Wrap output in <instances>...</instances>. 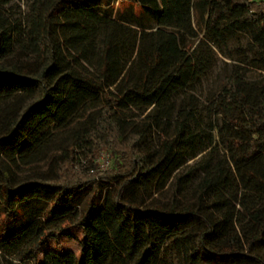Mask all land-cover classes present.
I'll use <instances>...</instances> for the list:
<instances>
[{"label": "trees", "instance_id": "trees-1", "mask_svg": "<svg viewBox=\"0 0 264 264\" xmlns=\"http://www.w3.org/2000/svg\"><path fill=\"white\" fill-rule=\"evenodd\" d=\"M114 1L26 0L17 15L0 0V257L264 264V0ZM242 38L251 53L235 56ZM56 150L44 174L15 171ZM167 185L172 200L153 196ZM72 228L77 254L42 253Z\"/></svg>", "mask_w": 264, "mask_h": 264}, {"label": "rangeland", "instance_id": "rangeland-1", "mask_svg": "<svg viewBox=\"0 0 264 264\" xmlns=\"http://www.w3.org/2000/svg\"><path fill=\"white\" fill-rule=\"evenodd\" d=\"M13 10L14 12L19 15L20 13L24 12L26 9V0H13ZM120 7L121 9L126 8V2H120V0H115L114 1V7ZM138 10V9H137ZM136 10V11H137ZM232 47V52L236 56L239 54H246L250 55L251 52L247 50V39L242 38L240 41L237 43L231 44ZM229 60L226 58L221 57L220 61L218 63V66L215 69V73L211 75L208 78V81H206L207 88L206 89H215L220 86L221 84V78L222 74L228 71L227 65L224 64V62H228ZM247 77L248 79H255L259 77V72L255 69H249L247 72ZM136 113V116L133 118L137 122H142L145 120V113L146 112H140L138 110H131ZM55 131V130H53ZM54 135L53 138L56 139V144L57 145H62L66 146L69 148L71 140H68L66 132H57ZM226 137L229 136V133H225ZM159 145L157 139H156V134L153 132L151 135L148 137L147 142L145 146L149 148H157ZM62 150H56L52 151L45 160L38 161L35 163L31 164H20L18 168L15 169V171L20 174H29V173H41L44 174L47 170L48 166V159L51 158L54 155H59ZM202 154V153H201ZM200 154V155H201ZM214 157L212 158L213 161L215 162L216 160H219L222 158L224 152V146H220L218 149V152H214ZM197 156V157H200ZM198 159H190L186 162V164L183 166L181 172H185L186 170L190 169L193 167L195 162ZM112 162V153L108 149H103L98 152V154L95 156V159L93 160V163L96 166L97 170L100 171H105L109 168ZM203 174L202 171L196 170L192 173V185L195 184ZM190 194V192H187V196ZM155 198H159L162 200H172L173 197H175L174 193L172 192L171 185H167L163 191H157L153 195ZM184 200V199H183ZM0 208V212H1ZM81 238L80 232L76 228L68 229L66 231V234L63 233H58L56 238L54 240L48 241L45 245V247L42 249V253L47 251L50 248L57 249L58 252H66V251H71L73 253H78L79 251V240ZM0 264H34L32 259L26 260L25 258H22L20 254L17 255H12V256H1L0 257Z\"/></svg>", "mask_w": 264, "mask_h": 264}]
</instances>
